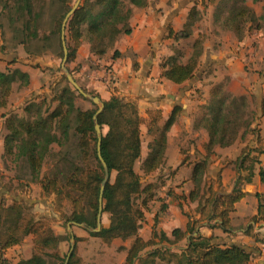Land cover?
<instances>
[{
  "label": "trees",
  "instance_id": "16d2710c",
  "mask_svg": "<svg viewBox=\"0 0 264 264\" xmlns=\"http://www.w3.org/2000/svg\"><path fill=\"white\" fill-rule=\"evenodd\" d=\"M61 1L63 9H66L57 14L54 28L43 38L39 34L43 9L36 11L33 0H13V2L7 0L3 9L7 11L12 25L22 24L21 33L24 37L22 44L40 39L49 42L57 36L60 45L57 56L63 60L62 24L72 7H67L66 0ZM139 1L83 0L67 26L66 40L69 51L67 66L76 61L84 40L90 44L91 52L102 58L115 47L122 35L132 34L130 26L132 5ZM229 1L220 0L219 3ZM197 11V5H195L189 11L183 29L177 33L173 29L170 30L168 37L176 41L190 39L193 36ZM219 16L220 14L217 13L216 21L219 20ZM248 19L256 22L259 18L252 9L242 7L234 9L228 16L227 22H234L231 29L241 37L244 32L243 26ZM199 44V40H196L193 47L199 48ZM0 53H5L4 46H0ZM120 56V52L115 51L113 59ZM34 68H40V66L36 65ZM161 69L163 79L182 85L195 77L198 60L192 58L187 63H181L179 57L173 55L163 60ZM68 70L71 74L73 73L69 67ZM17 82L21 86H29L30 75L19 68L7 72L0 71V110L7 106L12 86ZM83 89L86 93L100 98L98 94L95 95L92 91ZM219 93L218 88L213 89L212 99L204 107L205 113L198 117L195 123L197 129L202 128L207 131L209 141L204 146L205 160L196 163L193 167L191 178L195 188L189 195L192 201L201 197L203 179L208 170V162L215 153L214 149L232 146L240 136L245 138L249 132L248 129L253 132V123L247 121L245 131L238 135L231 112L227 113L229 98L222 97ZM78 97H81L80 94L67 84L51 98L44 96L31 100L23 109L25 116L11 114L4 124L7 130L4 139L5 156H15L16 161H23L26 164L31 181L41 185L42 197L55 196L58 200H66L70 203L72 210L71 214L66 216V221L71 226L83 225L90 236L102 240L107 245H111L116 239L133 240L129 249L120 248L127 251L124 264H157V261L174 264H251L252 252L246 247L232 245L222 248L212 244L211 239L204 238L200 234L194 236L199 221H190L186 231L174 230L173 240L165 234L160 236L156 231L149 241H145L140 236V230L146 220V212L154 199L157 186L152 183L144 186L141 176L135 170V165L142 155L141 127L144 125L138 105L135 101L116 95L108 101H103L105 107L98 116L102 133L107 128L106 134H103L101 150L109 174L103 194V216L109 215V225L102 226L101 231L95 232L98 226L101 188L107 175L97 150L98 138L94 116L99 107L90 101L93 108L82 110L76 104ZM258 102L264 114V99L263 104L262 98ZM231 104L236 108L239 104L247 107V99L243 96L239 99L234 98ZM180 109L176 107L159 129L157 127L162 118L161 111L147 112L150 119L148 133L154 136L157 134V137L150 144V153L143 162L142 169L145 174L154 173L162 165L167 135L177 121ZM72 143H75L74 155L70 149H67ZM54 144L59 145L61 150L53 151ZM246 153L248 152L243 153L238 160L239 175L233 191L229 194H215L208 201L211 205L208 220L217 221V226L224 232L233 230L231 215L236 211V204L246 196L241 186L244 182L252 181L255 165L258 163V160L256 163L251 162L250 154L245 156ZM47 157H53L55 162L42 178ZM249 161L250 165H246ZM242 170L247 171L244 177L241 175ZM114 173L115 178L112 182L111 177ZM259 174L264 183V167ZM257 197L260 200L259 214L252 219L256 224L264 221V204L261 202V195ZM139 200H141L140 203ZM20 209L21 204L18 201L8 208L4 207L3 203L0 204V264H13L6 256L7 251L21 244L22 240L28 236L33 237L35 253L30 259L21 260L17 264H49V260L65 264L68 255L61 257L58 252L61 242L64 241L62 236L54 232L48 220L23 218ZM14 210L19 211L18 214L13 219L10 218L11 226L3 230L5 225L3 214L10 215L8 212ZM252 229L253 226H250L248 233ZM187 235L190 236L187 247L182 249L180 254L174 252L171 246L184 240ZM158 237L159 242H155ZM72 238H74L75 249L68 264H79L77 245L83 239L74 234L71 235ZM165 241L168 244H165ZM158 245L162 246L147 250ZM144 252L146 254H143Z\"/></svg>",
  "mask_w": 264,
  "mask_h": 264
},
{
  "label": "crops",
  "instance_id": "0c3cea01",
  "mask_svg": "<svg viewBox=\"0 0 264 264\" xmlns=\"http://www.w3.org/2000/svg\"><path fill=\"white\" fill-rule=\"evenodd\" d=\"M188 1L190 0H140L139 3L132 5L133 14L130 19L132 34L122 35L116 42L115 47L102 58L91 52V46L88 42L82 43L76 61L71 63L69 68L73 71L72 75L76 82L82 88L99 94L102 101H108L114 95L126 100L135 101L144 119V125L146 117L148 125L150 122L147 114L148 111H161L162 118L166 121L176 107L181 108L177 121L168 132L167 146L161 165L163 168L162 175H164L166 184H163V192L157 189L158 187L155 189V196L149 205V210L146 212V220L140 230V236L145 241H149L153 238L154 231H156L157 233L164 232L169 239L173 240L172 233L174 230L180 229L186 231L188 223L194 221L193 218L189 220L186 215L187 210L190 211L192 209L195 211V221H199L197 232L194 236L200 234L204 238L211 239L212 244L222 248L232 245L246 247L252 252L251 264H264V221H260V223L257 224L252 221V219L259 214L260 200L257 195H261V202L264 204V183L261 181L259 174L261 168L264 167L263 112L262 154H258L257 149L259 146L254 140L253 134L246 140L240 136L232 146L226 148L216 147L214 149L215 153L208 162V168H212L215 164H219L222 161H228L220 165V182L214 184L215 188L213 192H207L208 189H213L211 170H207L210 173L208 177L209 180L206 182L207 193H204V190H202L201 197L196 201H192L189 197L190 193L195 188V184L191 178L193 167L196 163L205 160L206 152L204 146L209 141L207 131L195 127L196 120L198 119L195 107L198 106V100L192 96V94L196 92L197 89L204 87L206 75H202V72L214 64L216 59H219V61H224L226 59L230 65H233V63L236 64L239 62V59H237L238 57L240 59L246 57V50H242L240 55L236 57L228 56L225 58H223L225 51L218 54L213 50H208L200 59V61H203V66L197 78L194 77L192 80L182 85H177L163 79L161 77V64L164 59L174 55V50L172 48L168 49L167 47H170L176 41L174 38H169V34H167L166 31L170 24H172V29L176 33L183 29L190 10H188L187 7L181 8L182 6L179 5L187 4ZM164 35H167L168 39L164 40L165 44L162 46L161 52H159L161 48L158 46V53L155 55V50H150L149 41L153 39L159 44V42L164 39ZM182 40L183 39H180L179 41L181 42ZM242 44L244 45L245 41L242 42ZM260 47L262 48L261 60L263 67L264 38L262 39ZM115 51H119L121 56L113 59ZM129 53L135 57V60L128 55ZM200 63L201 62H199V67L201 66ZM135 64H137V69H135ZM110 66H112V72L108 73V67ZM22 71L30 75V85L24 87L21 86L19 82L13 84L11 97H9V101H7L8 107H10V110L12 109L11 111L22 106V101L28 96L29 90L33 88L34 80L38 77V74L33 70ZM262 76H264V73ZM43 78L44 74H41V79L43 80ZM41 88L42 86L34 87V89H39L36 95L42 92ZM207 90L208 87H204V91ZM263 99L264 80L262 81V104ZM193 105L195 107H193ZM199 105H201L200 102ZM142 112L146 113L142 114ZM5 113H7V110L2 111L0 114V130L4 128L3 123H5L6 118L11 115L9 114L3 117ZM148 129L149 128H147L146 132V146L142 140V155L139 160L142 162L148 157L150 153V143L155 139L147 136L149 135ZM198 137H200V140H198ZM246 147H250V149L245 156L250 154V157L253 158V155L257 154L258 163L255 165L252 181L244 182L241 186L246 196L236 204V211L231 215L233 230L232 232H224L217 226V221H210L208 218L204 220L202 214L204 212H208V216L210 214L211 205L206 203L208 199L211 200L215 194H229L233 191L236 178L239 175L237 172L238 164L233 165L234 163H232V165H229V161H238L243 149ZM52 149L53 151H60L61 147L54 144ZM196 153L197 157H195ZM216 160L217 163H215ZM246 165H250V161ZM159 172H161V169L149 174L148 179L158 178ZM241 175L243 177L246 176L247 171L242 170ZM148 183L156 184L154 180H150ZM206 184L204 182L203 187H205ZM202 199L205 201L203 204ZM248 209H252L251 214L247 213ZM250 226H253V229L248 233ZM72 228L76 237L84 239L83 242L78 243V250H80V257L82 259V262L79 264H112L108 257L106 263V256L101 258L98 253L87 256L85 250L88 244H91L92 241L93 243H95V241L100 242V240L90 237L84 227L73 225ZM189 237L190 236L187 235L184 240L172 247L177 251H182L184 247L180 245L184 241L188 244ZM130 241L132 244L133 240ZM124 242L126 241L116 239L111 245L114 246L116 244L118 247L122 246L129 249L131 244H126ZM63 243L64 241L60 244V247H62ZM100 243L107 248L111 246L103 243L102 240ZM159 246L162 245H158L157 247ZM185 247H187V245ZM15 248H20V246L17 245L14 249ZM126 253L125 251L117 253L120 264L126 262ZM31 257L32 252L24 258V260H28ZM10 261H12L13 264H17L21 259H11Z\"/></svg>",
  "mask_w": 264,
  "mask_h": 264
},
{
  "label": "rangeland",
  "instance_id": "374dc122",
  "mask_svg": "<svg viewBox=\"0 0 264 264\" xmlns=\"http://www.w3.org/2000/svg\"><path fill=\"white\" fill-rule=\"evenodd\" d=\"M5 1L7 0H0V46L5 47V53H0V70L5 72L13 71L16 68H19L21 70H33L34 72H36V74H38V77L34 80L33 88L29 90L28 96H26L24 101H22L23 103H21L22 106L20 108H15L13 109L14 111H11L12 109L10 110V107H8L7 104L5 108L0 110V114L2 111L7 110V113L3 114V117L9 114H18L21 116H25L23 109L28 102L37 97H53L54 95L58 94L64 86H66L67 84L70 85V83L61 70L62 60L57 56V54L60 52V45L57 36L52 38V40L49 42L40 39L32 41L30 43L22 44L21 42L24 39L21 33L22 24L18 23L15 26L12 25L7 15V11L3 9ZM11 1L13 2V0ZM66 1L67 7L71 8L74 6L77 0ZM219 1L220 0H190L187 4L179 5L182 6L181 8L187 7L188 10H191L192 7L197 5L198 11L196 15V23L193 27V36L190 39H183L181 42L175 41L170 47L168 46L167 48H172L174 50V55L179 57V61L181 63H187L192 58L198 60V69L196 71L195 78H197V76L200 74V70L203 66V61H200V59L206 54L208 50H213L218 54L225 51L223 58L228 56L236 57L240 55L242 50H246V57L244 59H240L238 57L237 59H239V62H237L236 64L233 63V65H230L226 59L224 61H219V59H216L214 64H212L207 70L202 72V75H206V83L204 84V87H208V90L204 91V87H202L200 89H197L196 92L192 94V96H194L198 100V106L195 107L193 105V107H195V112L198 117H201L205 113L204 107L207 106L212 99L213 89L218 88L220 96L229 98V107L227 113L229 111L231 112L232 120L234 122L236 130L239 133L238 135L240 136L245 131V124L247 123V121H251L253 123V132L248 129L249 132L243 139L246 140L251 136V134H253L254 140L258 143L259 146L257 149L258 154L261 155L263 140L262 106L259 104L258 100L262 98V81L264 80V76H262V74L264 73V66L262 67L261 60L262 48L260 47V44H262V39L264 38V0H259L257 2L254 0H245V2H243V0H230L226 3H219ZM33 3L35 5L36 11H39L41 8L43 9V17L40 22L39 33L41 38H43V36L49 34L54 28L57 14H60V11H64L66 8L63 9V2L61 0H33ZM242 7L252 9L259 19L256 22H251L248 19V22L243 26L244 32L242 36L239 37V35H237L231 29V27L234 26V22L229 21L228 23L227 18L228 16H230V13H232L234 9ZM217 8L219 10H217ZM217 13L220 14L218 21L215 20ZM172 28V24H170L167 28L166 33L169 34V31L172 30ZM165 39H168L167 35H164V39L161 40L159 44L157 41L150 39L149 47L150 50H155V55L158 53V46L161 48L159 50V52H161L162 46H164L165 44ZM196 40H199L200 42L199 48L193 47ZM244 41L245 44L243 45L242 42ZM84 42H86V40H84L83 43ZM44 46L46 47L44 48ZM128 55H130L132 59L135 60V57L131 53H129ZM199 62H201L200 67ZM36 65L40 66V68H34ZM67 67H69V65ZM108 68L110 72H112V66ZM41 74H44L43 80L41 79ZM40 86H42V92L36 95V92L39 91V89H34V87ZM92 92L95 93V95L97 94L94 91ZM242 96L246 97L247 99V107H243L240 104L239 106H237V108L235 106H232V100L234 98L239 99ZM199 102L201 103V105H199ZM76 104L77 107L82 110H89L93 108L92 103H90V101H87V99L85 100V98H83L82 96L77 98ZM145 113L146 112H142V114ZM145 119V125L142 126V140L144 141V145L146 146V132L147 128H149V125L147 124V117ZM164 122L165 120L161 118V120L158 122L157 129L161 128ZM4 124L5 123H3L4 128L0 130V204L3 203V206L8 208L13 206L15 201H18L21 204L20 212L23 218L48 220L54 232L57 235L62 236L64 240L62 247L59 246L58 252L61 257H65L68 255L71 249V235L75 234L73 228L68 229L69 223L66 221V216H69L71 214V205L66 200H58L55 196L42 197L41 185L39 183H33L31 181V176L29 175L26 164L23 161H16L15 156H5L4 139L7 135V130ZM106 132L107 128L103 130V134L105 135ZM147 136L156 138L157 134L156 136L150 134ZM198 140H200V137H198ZM68 147L69 148L67 149H70L74 155L75 143H72ZM249 149L250 147L244 148L242 154L248 152ZM195 157H197V153L195 154ZM257 159L258 156L257 154H255L253 155V158H251V162L253 161L256 163ZM54 162L55 159L53 157H47L44 169L42 170V178L46 175V173L49 171V168L54 164ZM226 162L228 161H222L219 164H215L212 168H208V171L211 170L210 172L212 176L211 180L213 182V189H208L207 192H213L215 188L214 184L220 182V165L225 164ZM215 163H217V160L215 161ZM232 163H234L233 165H236L238 161H229V165H232ZM142 166L143 162L137 161L135 170L141 176L143 185L146 186V184H149L148 182L150 180H154L156 186L158 187L157 189L163 192V184H166L164 175H162L163 168L160 166L159 169H161V172L158 173V178L155 177L153 179H148V175L144 173ZM208 171L205 174V179H203V184L204 182L206 184V182L209 180L208 177L210 173ZM114 178L115 173L111 177L112 182L114 181ZM206 188L207 184L202 189L204 190V193H207ZM209 200L210 199L207 200V204ZM140 202L141 200H139V203ZM203 203H205L204 199H202V204ZM18 212L19 211L14 210L12 212H8L10 213V215H7L6 213L3 214V217L5 219L3 230H5L7 226H11L12 220L10 221V218L13 219L18 214ZM247 213L251 214L252 209H248ZM186 215L189 220H192L193 218V220L195 221L196 215L194 210H187ZM207 216L208 212H204L202 214V218L204 220L208 218ZM108 225L109 215L104 214L102 226ZM162 234L165 233H159L160 236ZM159 240L160 239L158 237L155 239V242H158ZM100 242L95 241V243H93L92 241L91 244H88L85 250L86 255L90 256L92 254L98 253L101 258H104L106 256V263L109 258L112 264H120V259L117 253H122V251H124L120 249L122 246L118 247L115 244L114 246L111 245L107 248L103 244L101 245ZM130 242L131 241L129 240L124 243L131 244ZM164 243L168 244V242L166 241ZM186 245L187 242L184 241L180 246L186 248ZM19 246L20 248L14 249V246L7 251L6 256L9 260H24V258L30 255L31 252L32 255L35 253L32 236L25 237L22 240L21 244H19ZM156 248L157 246H152L147 250ZM171 249L174 252H178L179 254L181 253V251L175 250L172 246ZM146 252H144L143 254H146ZM77 258L80 260L79 263H81L82 259L80 257V250H78V245ZM49 264H61V262L54 263L53 261L49 260ZM157 264L174 263L157 261Z\"/></svg>",
  "mask_w": 264,
  "mask_h": 264
},
{
  "label": "water",
  "instance_id": "95a60500",
  "mask_svg": "<svg viewBox=\"0 0 264 264\" xmlns=\"http://www.w3.org/2000/svg\"><path fill=\"white\" fill-rule=\"evenodd\" d=\"M83 0H77L76 3L74 4V6L72 7V9L68 12V14L66 15V17L63 20V24H62V31H61V40H62V46H63V52H64V58L62 60L61 63V70L63 71V73L65 74L68 82L70 83V85L85 99L91 101L93 104H95L96 106L99 107V110L96 112L95 116H94V120H95V128H96V134H97V138H98V146H97V150H98V157L100 159V161L102 162V165L106 171V179L102 185L101 188V196H100V206H99V213H98V218H97V222H98V226L97 229H95V232H99L102 229V220H103V194H104V189H105V185L109 179V174H108V166L106 164V162L104 161V159L102 158V150H101V144H102V138H103V133L101 130V126L98 123V116L101 114V112L104 110V103L101 100V98L99 97H94L88 93H86L84 91V89L76 82L75 78L73 77V75L70 73V71L68 70L67 67V62H68V47H67V40H66V33H67V26L69 24V21L71 20V18L74 16V14L76 13V11L80 8V5L82 4ZM76 226H80V227H84L83 225H76ZM69 229L72 228L71 224H69ZM75 249V242H74V238H72V245H71V249L70 252L67 256L66 262L65 264L69 263L70 257L73 253Z\"/></svg>",
  "mask_w": 264,
  "mask_h": 264
},
{
  "label": "built area",
  "instance_id": "2783aa9c",
  "mask_svg": "<svg viewBox=\"0 0 264 264\" xmlns=\"http://www.w3.org/2000/svg\"><path fill=\"white\" fill-rule=\"evenodd\" d=\"M108 73H111L110 71H108Z\"/></svg>",
  "mask_w": 264,
  "mask_h": 264
}]
</instances>
